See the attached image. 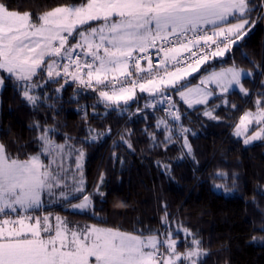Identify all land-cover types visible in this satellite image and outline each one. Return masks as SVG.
<instances>
[{
    "label": "snow or ice",
    "instance_id": "obj_1",
    "mask_svg": "<svg viewBox=\"0 0 264 264\" xmlns=\"http://www.w3.org/2000/svg\"><path fill=\"white\" fill-rule=\"evenodd\" d=\"M253 10L250 0H82L78 6H57L34 19L30 12L10 10L0 3V70L14 78L33 106L40 100L33 90L57 83L61 77L97 91L106 108L122 109L136 99L137 89L152 98L146 108L167 101L166 117L157 120V128L165 129L167 146L174 142L175 134L169 120L177 122L176 138L183 136V147L191 155L192 147L185 135L189 129L179 124L181 113L173 110L175 104L167 92H178L189 108L206 105L210 97L218 95L209 89L210 84L219 89V95L229 93L233 85L244 96L250 95L241 84L242 70L235 66L211 72L196 87H186L183 82L210 58L224 57L247 34L246 29L255 23L249 16ZM77 34L80 39L70 43ZM149 49H156L160 57L155 66L148 56ZM142 59H147V67L141 65ZM44 65L47 80L38 83L33 78ZM3 83L0 78V86ZM63 87L61 84L56 91ZM223 102L227 105L226 96ZM204 115L219 119L214 109L206 110ZM252 125L258 130L248 135ZM33 127L40 132L35 138L39 151L25 159L13 158L6 145L0 143V215L5 217L0 219V264H201V258L207 255L202 241L182 225L175 231L169 229L167 212L161 218L164 230L148 229L147 236L97 224L71 229L59 215L53 234L51 213L29 215L42 208L45 196L50 203L67 204L84 193V152L68 144L70 137L56 143L55 128L41 129L39 122ZM94 132L89 130L91 140L103 135ZM234 135L244 137L245 145L264 140V92L255 100V111L239 117ZM152 138L155 140L154 134ZM74 152H78L76 172L80 178L73 175L69 185L70 170L64 167V159ZM42 157L48 158L47 164ZM95 192L101 197L106 195L99 185ZM92 195H83L71 208L87 209ZM181 243L183 252L178 250Z\"/></svg>",
    "mask_w": 264,
    "mask_h": 264
},
{
    "label": "trees",
    "instance_id": "obj_2",
    "mask_svg": "<svg viewBox=\"0 0 264 264\" xmlns=\"http://www.w3.org/2000/svg\"><path fill=\"white\" fill-rule=\"evenodd\" d=\"M81 2L0 0L10 10L32 13L34 19L54 7ZM259 3L264 6V0H250L255 10L249 16L255 23L246 29L247 34L224 57L210 58L202 70L228 65L249 70L251 75L242 83L250 95L233 90L192 109L183 108L175 98L180 125L189 129L185 135L191 155L183 147V136L176 138V122L169 120L174 142L165 146L166 131L163 126L157 128V120L164 117L155 110H134L135 101L122 106L124 110L106 108L97 91L85 90L61 77L57 83L33 90L40 96L33 106L23 97V88L0 72L4 79L0 89V143L13 158L25 159L39 151L35 138L40 132L33 127L36 122L41 129L55 128L56 142L70 137L68 144L84 152L83 194H93L91 208L72 212L65 208L67 203L48 210L66 218L69 228L74 223L97 224L143 232L145 236L150 234L148 229L164 230L161 218L167 212L169 229L175 231L182 225L202 241L207 255L201 264H264V140L244 145L232 134L239 116L255 109L258 94L264 92V8L258 10ZM33 79L38 83L47 80L46 65ZM61 84L64 87L57 92ZM148 97L141 94L142 103ZM213 109L219 119L204 115ZM90 129L95 130L92 134L103 135L91 140ZM97 185L106 193L104 197L96 194ZM179 236L183 240L184 233ZM178 250H185L183 243Z\"/></svg>",
    "mask_w": 264,
    "mask_h": 264
},
{
    "label": "rangeland",
    "instance_id": "obj_3",
    "mask_svg": "<svg viewBox=\"0 0 264 264\" xmlns=\"http://www.w3.org/2000/svg\"><path fill=\"white\" fill-rule=\"evenodd\" d=\"M77 6H78V5H77ZM263 8H264L263 3H259V4H258V10H260V9L263 10ZM256 15H257V14H256ZM232 22L235 23L236 20H235V21H232ZM90 23H93V22H90ZM94 23H95V22H94ZM93 26L95 27V26H97V24L95 23ZM206 27L210 28V26H206ZM246 31H247V30H246ZM78 39H80V37H79V35L77 34L75 39L70 38V43L74 44V43H76V40H78ZM236 42H237V41H236ZM77 51H79V49H77ZM46 59H47V58H46ZM232 66H233V65H228V66H218V67H215V66H209V67H208V66H206V70H205V72H203V71H202V70H203V65H202V66L200 67V69H199L197 72L192 73L190 76H188V77L185 79V81H184L183 83L185 84L186 87H196V86L200 85V80H201L203 77L208 76L211 72H213V71H215V72H219L221 69H226V68H229V67H232ZM46 67H47V66H46ZM236 68H238V67H236ZM238 69L242 70V73H243V74H242V79H241V84L243 85L242 80H243V78H246V77H249V76H250V75H247V73H249L250 71L247 70V69H244V68H238ZM0 72H3V71L0 70ZM3 73H5L6 75H8L6 72H3ZM250 73H251V72H250ZM46 74H47V70H46ZM0 78H1V76H0ZM13 79H14V78H13ZM68 81H72V80H71V79H68ZM72 82H73V81H72ZM81 87H83V86L81 85ZM208 87H209L210 90H214L217 94H219V89H217L216 86H215L214 84H210V85H208ZM243 87H244V85H243ZM244 88H245V87H244ZM0 89H1V86H0ZM83 89H85V90H91V88H84V87H83ZM233 90L239 91V87L236 86V85H233L229 92H231V91H233ZM171 92L174 94V96H175V98H176V100H177V103H179L180 105H182L183 108H185V109H192V108L197 107V106H206V105L209 103V101L214 97V96H213V97H210L206 105H205V104H197V105H194L193 107L189 108L188 105L185 104L184 101L180 98L178 92H176V91L173 90V89H171ZM32 94H33V93H32ZM150 99H152V98L149 96V97L147 98V100L144 101V102L142 103V101H141V95L138 96V100H134V101H135L134 110H136L137 108H139V109H140V108L145 109V108H146V107H145V104H146L147 102H149ZM157 99H158V97H157ZM130 102H132V101H130ZM130 102H129V103H130ZM140 104H142V105L140 106ZM128 105H129V104H128ZM128 105H126V106H128ZM124 107H125V106H124ZM149 108H151V107H148V108H146V109H149ZM247 111H249V110H247ZM251 111H255V109H253V110H251ZM245 112H246V111H245ZM240 116H241V115H240ZM240 116H239V117H240ZM238 122H239V118L237 119L236 123H238ZM236 123H235V124H236ZM179 124H181V123L179 122ZM234 127H235V125H234ZM234 127H233V129H232V134H233V135H234ZM252 127H254V128L251 129ZM257 130H258V127H257L256 125H252V126H250V131H249L248 135H251L252 133L256 132ZM107 133H109V130L107 131ZM234 136H235V135H234ZM235 137H237V136H235ZM237 138H240V139L242 140V142L244 141V137H237ZM258 141H260V140H255V141H253V142H251L250 144H247V145H251V144L256 143V142H258ZM56 143H60V142H56ZM62 143H64V142H62ZM243 144H244V142H243ZM69 145H70V144H69ZM244 145H245V144H244ZM71 146H72V145H71ZM72 147H73V146H72ZM74 148H75V147H74ZM75 149H77V148H75ZM77 155H78V152H74L72 155L66 156L65 159H64V167L70 170V171L68 172V177H69L68 183H69V185H72L71 177H72L73 175H75L77 179L80 178V173H79V172H76V156H77ZM83 159H84V158H83ZM42 160H43V162H44L45 164L48 163V158H46V157H42ZM82 167H83V161H82ZM83 187H84V186H83ZM77 195L80 196L81 194H77ZM83 195H84V194H83ZM82 198H83V196H81L80 199H79L77 202H75V203H69L68 206L65 207L64 204H60V203H55V204H53V203H50V202L48 201L47 197L45 196V197H43V206H42V208H41L40 210H36V211H32V212H30L29 215H31L32 217H35V216H37V215H39V216L42 217L43 215H46V214L51 213V216H50V222H51V225H52V231H53V234H54V233H55V224H56L55 217H56L57 215H59V216H60V217H61V218L67 223V226H68V220H67L66 218H64L62 215H60V214H58V213H55V212H52V211H50V210H48V209H50V208H57V207H63V205H64L65 208H67L68 210H70V211H72V212H83V211H86V210L90 209L91 206H92V203H91L90 207H88V208L85 209V210H73V209L71 208V204H78V203H80V201L82 200ZM3 218H5V217H3L2 215H0V219H3ZM33 222H34V221H33ZM85 226H86V225H81V224H75V223H74L73 226L70 227V228H71V229H77V228L82 229V228H84ZM100 227H102V226H100Z\"/></svg>",
    "mask_w": 264,
    "mask_h": 264
},
{
    "label": "built area",
    "instance_id": "obj_4",
    "mask_svg": "<svg viewBox=\"0 0 264 264\" xmlns=\"http://www.w3.org/2000/svg\"><path fill=\"white\" fill-rule=\"evenodd\" d=\"M197 51H199V50H197ZM188 55L189 54H187V53L184 54L185 57H188ZM148 56L151 58L152 63H153L154 66L158 63V60L160 59V57L157 56V50L156 49H149L148 50ZM161 56H162V54H161ZM147 64H148L147 59H142L141 60V65L143 67H147ZM170 70H174V69H171V66H170ZM161 73H162V70H161ZM141 94H144V93H140L139 89H137V97H136L135 100H138V96H140ZM167 95L171 97L172 102L175 104V109H173V110L178 109V106H177V103H176L174 95L170 91L167 92ZM158 99H160V97H158ZM167 107H168V102L165 101L163 104H158L155 108L151 107L148 110H155V111L159 112L161 114V116H163L165 118L166 117V113H165L164 109H166ZM176 132H179V130L177 128H176Z\"/></svg>",
    "mask_w": 264,
    "mask_h": 264
},
{
    "label": "crops",
    "instance_id": "obj_5",
    "mask_svg": "<svg viewBox=\"0 0 264 264\" xmlns=\"http://www.w3.org/2000/svg\"><path fill=\"white\" fill-rule=\"evenodd\" d=\"M144 94H148V93H144ZM79 199H80V198H79ZM79 199H78V200H79ZM78 200H76L75 202H77ZM75 202H72V203H75Z\"/></svg>",
    "mask_w": 264,
    "mask_h": 264
}]
</instances>
